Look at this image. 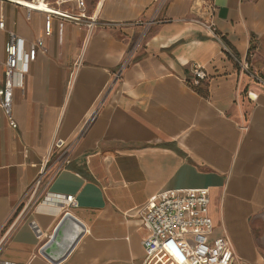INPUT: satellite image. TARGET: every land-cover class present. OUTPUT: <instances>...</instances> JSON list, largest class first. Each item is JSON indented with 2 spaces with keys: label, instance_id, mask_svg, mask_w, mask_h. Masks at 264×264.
I'll return each mask as SVG.
<instances>
[{
  "label": "crops",
  "instance_id": "0c3cea01",
  "mask_svg": "<svg viewBox=\"0 0 264 264\" xmlns=\"http://www.w3.org/2000/svg\"><path fill=\"white\" fill-rule=\"evenodd\" d=\"M208 2L255 79L197 22ZM38 4L76 12L57 0H0V62L9 32L25 46L44 34L45 14L29 8ZM86 5L107 25L55 18L14 89L17 128L0 107V264H143L135 209L178 188L209 189V236L231 240L233 264H264V0ZM196 65L206 73L197 84ZM70 195L78 206L64 209ZM67 214L83 234L54 263L41 251Z\"/></svg>",
  "mask_w": 264,
  "mask_h": 264
},
{
  "label": "built area",
  "instance_id": "2783aa9c",
  "mask_svg": "<svg viewBox=\"0 0 264 264\" xmlns=\"http://www.w3.org/2000/svg\"><path fill=\"white\" fill-rule=\"evenodd\" d=\"M86 1L57 0V5L74 4L76 12L59 8H53V11L40 10L45 14L44 34L27 46L15 32L8 33L4 45L5 60L0 62V107L12 128H17L12 114L14 89L23 86L30 63L44 50V36L52 34L54 19L68 20L88 29L107 25L99 22L97 14L87 12ZM103 1L97 0L96 9ZM214 11L213 2L204 4L197 22L209 37L220 43L222 50L236 62L240 72L255 79L256 75L251 71L248 61L235 56L217 32L213 22ZM152 23L149 21L146 25ZM0 28H4L3 21H0ZM126 65L123 63L114 73L116 79L121 78V71ZM192 73L196 84L206 78L204 69L198 65ZM63 145L60 139L54 144L57 148ZM64 161L65 164L70 162L67 159ZM59 202L64 209L78 206L73 195L63 197ZM209 204L208 188H178L161 191L135 209L141 220V228L146 232L142 240L145 253L143 264H233L235 254L231 240L225 235L209 236L213 230Z\"/></svg>",
  "mask_w": 264,
  "mask_h": 264
},
{
  "label": "water",
  "instance_id": "95a60500",
  "mask_svg": "<svg viewBox=\"0 0 264 264\" xmlns=\"http://www.w3.org/2000/svg\"><path fill=\"white\" fill-rule=\"evenodd\" d=\"M82 234L83 228L80 223L67 214L41 252L51 262H59L72 250Z\"/></svg>",
  "mask_w": 264,
  "mask_h": 264
},
{
  "label": "bare ground",
  "instance_id": "6f19581e",
  "mask_svg": "<svg viewBox=\"0 0 264 264\" xmlns=\"http://www.w3.org/2000/svg\"><path fill=\"white\" fill-rule=\"evenodd\" d=\"M32 8V7H30ZM33 9H38V10H44V11H53V8H48V7H44L43 5L41 4H38L35 8Z\"/></svg>",
  "mask_w": 264,
  "mask_h": 264
}]
</instances>
